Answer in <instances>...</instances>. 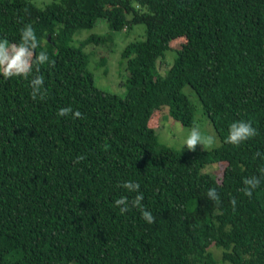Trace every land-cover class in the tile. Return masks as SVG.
I'll use <instances>...</instances> for the list:
<instances>
[{"label": "trees", "instance_id": "obj_1", "mask_svg": "<svg viewBox=\"0 0 264 264\" xmlns=\"http://www.w3.org/2000/svg\"><path fill=\"white\" fill-rule=\"evenodd\" d=\"M47 1L0 0V39L18 44L31 25L36 53L53 62L34 73L44 77V99L31 98V77L0 75V264H264V0ZM97 20L104 33L71 44ZM136 24L141 34L120 50L124 94L97 87L84 44ZM165 50L174 56L159 74ZM185 85L218 138L209 149L165 146L149 125L162 105L193 123ZM68 107L81 118L57 115ZM238 121L257 135L225 143ZM208 164L221 168L218 177L202 171ZM251 176L261 183L248 197ZM127 181L139 184L153 223L131 205L138 193Z\"/></svg>", "mask_w": 264, "mask_h": 264}, {"label": "rangeland", "instance_id": "obj_2", "mask_svg": "<svg viewBox=\"0 0 264 264\" xmlns=\"http://www.w3.org/2000/svg\"><path fill=\"white\" fill-rule=\"evenodd\" d=\"M33 1L35 2V0ZM44 1L45 0H36L35 4L39 5ZM102 25L103 24L101 23V20H97L95 25H93L89 29H77L76 33L73 35L71 44H78L79 42L84 41L90 33H104ZM142 30L143 26L141 24H136L133 26V28H131V30H125L115 33L116 35L111 38V42L106 41L104 44L99 45L93 44L91 42H86L84 44L83 51L88 56L87 68L93 73V82L97 87L115 93L117 95L124 94V82L127 78V70L125 68L124 61L121 64V67L118 66V62L119 60H121L120 50L126 42L138 38ZM179 41L180 40L177 38V40L172 42V49L178 46ZM100 56H105L106 58L105 63L102 66L97 65V60ZM173 56L174 52L172 54V51L170 50L164 51V56L158 59L156 62V71L159 74H162L165 71L166 65L169 61L171 62ZM182 91L187 95L189 100L195 106L193 123L190 126L182 125L179 121L172 119L167 114L166 106H159L157 109H153L152 117L149 120V125L153 128L157 137V141L165 146L175 149H181V146L183 145V142L191 129L193 127H198L202 135H210L214 138V143L211 147L217 145L219 143L218 138L208 119L204 115H202L196 96L187 85L182 88ZM157 113L158 116L157 118H155ZM211 147H201L198 145L196 149H209ZM182 148H186V146ZM214 165L215 164H208L202 169V171L208 172L215 175V177H218L221 168ZM208 249L216 258L219 257L221 251L220 248L214 245H210Z\"/></svg>", "mask_w": 264, "mask_h": 264}, {"label": "clouds", "instance_id": "obj_3", "mask_svg": "<svg viewBox=\"0 0 264 264\" xmlns=\"http://www.w3.org/2000/svg\"><path fill=\"white\" fill-rule=\"evenodd\" d=\"M39 41L37 39L34 28L31 25H25L20 32V42L18 44H9L7 39H0V75L5 80L11 79L12 77H21L28 80L30 77V96L33 100L39 97L44 99L46 93L42 91L44 84L43 75L39 73L40 66L45 63H53L50 61L46 51H40L36 53V49L39 47ZM71 113L74 118H81L82 114L79 111L72 112L70 107L61 108L57 115L67 116ZM257 135V130L252 127L248 122L238 121L233 122L228 130L225 143L239 146L243 142L249 140ZM214 143V138L210 135H202L198 127H193L187 137L185 138L182 147L186 146L187 150L195 151L196 147H211ZM83 155L77 157V162L83 160ZM264 173V169H261ZM261 179L257 176H251L244 178L243 184L246 186L242 189L245 196L251 197L253 191L260 186ZM122 187L127 189L129 192H137L138 194L131 201V205L141 210L142 218L149 224L154 222V217L151 212L145 210L142 205L143 193L139 192V184L127 181ZM207 196L210 200L216 201L219 196L214 188H210L207 192ZM233 207L236 205V200H231ZM115 205L120 207L121 214L128 211L129 201L126 197H121L115 201ZM122 206V207H121Z\"/></svg>", "mask_w": 264, "mask_h": 264}, {"label": "water", "instance_id": "obj_4", "mask_svg": "<svg viewBox=\"0 0 264 264\" xmlns=\"http://www.w3.org/2000/svg\"><path fill=\"white\" fill-rule=\"evenodd\" d=\"M47 37H48V35H47Z\"/></svg>", "mask_w": 264, "mask_h": 264}]
</instances>
